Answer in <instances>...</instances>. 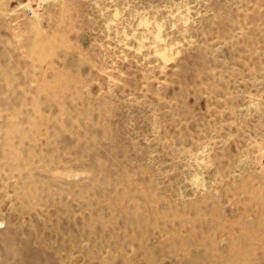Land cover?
Listing matches in <instances>:
<instances>
[{"label":"rangeland","instance_id":"1","mask_svg":"<svg viewBox=\"0 0 264 264\" xmlns=\"http://www.w3.org/2000/svg\"><path fill=\"white\" fill-rule=\"evenodd\" d=\"M0 264H264V0H0Z\"/></svg>","mask_w":264,"mask_h":264}]
</instances>
